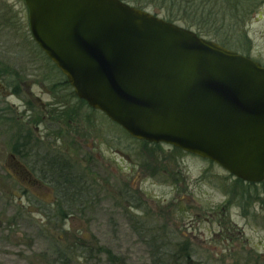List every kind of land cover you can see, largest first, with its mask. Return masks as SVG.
Instances as JSON below:
<instances>
[{
  "label": "water",
  "instance_id": "obj_1",
  "mask_svg": "<svg viewBox=\"0 0 264 264\" xmlns=\"http://www.w3.org/2000/svg\"><path fill=\"white\" fill-rule=\"evenodd\" d=\"M77 97L132 137L264 181V67L123 0H23Z\"/></svg>",
  "mask_w": 264,
  "mask_h": 264
},
{
  "label": "flooded vegetation",
  "instance_id": "obj_2",
  "mask_svg": "<svg viewBox=\"0 0 264 264\" xmlns=\"http://www.w3.org/2000/svg\"><path fill=\"white\" fill-rule=\"evenodd\" d=\"M260 3L261 7H256L255 22L251 20L247 26L244 51L241 55L259 62L264 67V46H256L254 42L260 39L264 43V32L258 33L253 28L255 23L264 25V0ZM256 33L259 38L255 36ZM27 64L29 66L23 67L24 70L8 67L6 63V68H0V194L4 195L2 199L5 201L6 213H14L13 222L24 217L26 222L29 220L31 227L40 231V226H44L51 230L57 227L70 229L74 233L76 226L73 224L78 219L73 213L91 211L101 201L97 197L100 189L105 191V187H108L101 171L107 161L108 147L122 148L124 135L126 145L122 149L129 148L134 160L122 150L116 149L113 152L114 161L117 162V157L121 163L128 160L136 166L135 169L140 168L145 176L155 177L159 168L143 164L140 160L144 159L140 157L146 154L148 158L146 150L150 152L156 144L130 137L131 135L104 112L90 107L85 100L77 97L66 76L50 59L35 60ZM107 121L110 123L109 127L116 132L109 135V138L114 140L113 143H110V139L104 134ZM137 144H142L141 152L137 151ZM161 145L165 146L159 144ZM165 147H168V151L175 150L169 146ZM161 152L164 154V149ZM159 153L156 151V155ZM152 156L154 154L150 158ZM207 161L215 165L212 161ZM165 162V167L170 171L169 158ZM167 170H162L164 175ZM198 176L199 184H204L205 180L210 178L214 182L218 180L225 201L220 206L223 212L214 210L209 212V217L200 216V222L195 228V245L201 248L189 254L195 255L196 264H211L214 256L224 264L228 263L227 259H240L244 250L246 251L242 242H247L248 239L245 238L244 228L231 217V210L236 207L234 217L246 219L251 215L252 199L259 197L264 213V181L259 184L247 183L224 169L222 174H215L205 168ZM133 189L136 187L132 186L130 189L120 184L118 190L111 192L113 196L124 195L128 201L134 202L136 196ZM251 216L256 218L254 214ZM212 220L215 221L218 231L213 232L212 227H208L205 234L201 223L213 222ZM208 233H212L209 238L214 242L216 239L220 241L219 251L216 247L210 248V252L204 249L208 248ZM72 245L74 244H70V248H73ZM60 253L59 257L62 256Z\"/></svg>",
  "mask_w": 264,
  "mask_h": 264
},
{
  "label": "rangeland",
  "instance_id": "obj_3",
  "mask_svg": "<svg viewBox=\"0 0 264 264\" xmlns=\"http://www.w3.org/2000/svg\"><path fill=\"white\" fill-rule=\"evenodd\" d=\"M258 7H261V3ZM146 10L161 17L164 15L154 7ZM256 10L254 6H251L248 11L245 10L246 23L239 29L240 33L243 29L246 33L248 24L257 16ZM27 14L28 9L23 0H0V68H6L4 67L6 63L8 67L22 69L29 66L28 62L46 60L45 56H41L39 50L35 49ZM242 14L243 11L239 15L240 22H242ZM224 21L225 24L228 22L230 24L232 22L230 15L226 16ZM179 25L185 26L182 23ZM253 25L257 32H264V25L260 22ZM230 33L233 36L237 35L234 32ZM255 36L260 37L257 33ZM254 42L256 46H264L260 39ZM106 125L108 130L104 128V134L106 138H109L110 134L116 132L109 127L108 121ZM113 141L110 139V143ZM125 141L126 137L123 135V147L126 145ZM141 146L142 144H137V151H142ZM86 147L90 148V146ZM155 147L156 150L154 148H151L150 152L146 150L148 158L146 154L140 157L144 159L140 160L143 164L159 168L158 175L155 177L145 176L140 168L135 169L136 166L128 160L121 163L117 157V162L114 161L113 152L116 149L122 150L134 160L129 148L126 147L123 150L118 146L108 147L107 161L101 169L108 187H105V191L100 189L97 197L101 201L91 211L80 213L81 215L77 212L73 213L78 219L73 224L76 226L74 233L70 229L57 227L51 230L44 226H40V231L31 227L29 220L27 219L26 222L24 217L20 221L13 222L14 213L12 211L9 214L6 213L3 194H0V221L2 222L0 223V259H4L0 260V264H58L59 261L61 264H114L104 251L105 249H109L112 255L119 257L121 262L117 264H155L152 252H156L157 256H163L164 264H170L179 260L178 256L181 255L182 249H189L190 253L197 248L199 250L201 247L195 245V228L200 222V216H208L209 212L214 210L223 212L220 206L225 199L218 180L214 182L210 178L205 180L204 184H199L198 175L205 168L215 174H222L223 169L194 155L178 156L177 151L172 149L168 151V147L162 145ZM162 149L164 154L161 152ZM156 151L160 153L156 155ZM153 154L154 156L150 158ZM167 158L170 160V171L165 167ZM164 168L167 170L165 175L162 172ZM120 184L130 189L132 186L136 187L133 189V194L136 196L134 202L128 201L129 199L124 195L121 197L112 195L115 190H118ZM111 196L113 197L110 200ZM10 198L14 201L12 196ZM252 201L250 214H254L255 219L251 215L246 219L234 217L237 208L232 207L231 217L244 228L245 238L248 241L242 242V247L246 251L244 250L240 259H227L229 260L227 264H264V229L262 228L264 213L261 210L259 197L253 198ZM262 205L264 209V204ZM35 217L39 216L35 215ZM212 221L201 223L205 234L208 227H212L213 232L218 231L215 221ZM9 224L11 225L8 226ZM211 234L206 235L209 243L208 248L204 247V249L210 252V248L216 247L219 251L220 241L216 239L214 242L210 239ZM155 243L158 245L157 248ZM70 244H74L73 248H70ZM59 252L62 254L60 257ZM54 257L56 259H53ZM215 258L213 262H210L211 264H224L222 260ZM181 260L187 261L186 258ZM189 260L191 261L188 264L197 263L195 255L191 254Z\"/></svg>",
  "mask_w": 264,
  "mask_h": 264
},
{
  "label": "trees",
  "instance_id": "obj_4",
  "mask_svg": "<svg viewBox=\"0 0 264 264\" xmlns=\"http://www.w3.org/2000/svg\"><path fill=\"white\" fill-rule=\"evenodd\" d=\"M138 8H157L163 12V18L166 20L182 23L189 29L194 30L199 36L214 40L224 47L234 50L238 53L244 51V36L245 30L240 33L239 29L244 27L246 23V11L251 6L258 7L261 0H123ZM246 8V9H245ZM246 10V11H245ZM243 11L242 22H240V12ZM249 14V12H248ZM231 17V23L225 24V17ZM230 32H234L237 35H232ZM33 39V38H32ZM34 41V40H33ZM36 51L39 50V54L44 56V52L40 50L35 41ZM242 44V45H241ZM46 60H49L45 56ZM159 145V144H156ZM179 153L178 156L187 154L182 152L178 148H174ZM166 169V168H164ZM166 242V241H165ZM156 244V243H155ZM158 245L156 244V248ZM182 249L181 255L178 256L179 260L176 263L170 264H187L190 263L189 257L191 256L188 251ZM109 259L117 264L120 260L119 257L112 255L109 249L104 250ZM152 256L155 258V264H164V257L157 256L156 252H152ZM158 257V258H157ZM186 258L187 261L181 260ZM121 262V261H120Z\"/></svg>",
  "mask_w": 264,
  "mask_h": 264
}]
</instances>
